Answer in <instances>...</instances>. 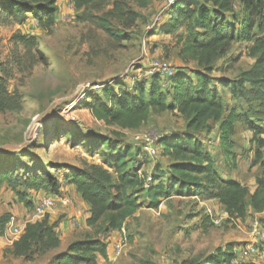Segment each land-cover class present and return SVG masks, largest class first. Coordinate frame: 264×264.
<instances>
[{
	"label": "rangeland",
	"instance_id": "obj_1",
	"mask_svg": "<svg viewBox=\"0 0 264 264\" xmlns=\"http://www.w3.org/2000/svg\"><path fill=\"white\" fill-rule=\"evenodd\" d=\"M10 1L0 0V171L9 169L19 175L50 174L61 183L60 187L39 190V194H34L32 205L44 195L69 196L72 205L60 202L45 217L47 224L58 227L56 232L59 226L68 231L67 240L60 241L56 248L42 249L36 245L27 255L14 256L8 249L11 245L1 238L0 264H54V257L71 241L88 236L107 244L106 256L98 257V264H207L218 249L233 251V262H243L237 260L236 252L252 241L253 221L264 227V210L233 219L217 200L204 199L199 194H169L160 198L157 206L150 207L147 193L143 191L137 194L138 211L122 223L124 234L120 228L105 230L103 223L90 227L88 233L82 218L71 212L76 202L70 188L64 190L68 185L64 175L73 169H85L92 164L107 169L100 154L90 155L87 150L90 144L80 138L98 134L114 139L133 153L134 132L152 126L168 133H192L213 155L222 177L234 179L239 175L252 189L258 164L252 165L253 134L242 119L234 122L231 136L236 143L232 148L235 159L227 160L219 145V122L208 120L200 129L188 130L187 119L179 113L151 110L137 127L121 128L95 120L81 105L87 85L113 86L118 81L131 86L135 80H144L147 86L152 60L166 61L186 73L198 68L197 59L183 51L184 28L175 33L165 31L170 13L169 8L165 9L164 0H151L145 7L129 3L137 13L129 27L107 16L121 39L110 37L95 23L96 16L110 11L112 0L81 9L75 8L71 0H56L54 22L48 30L42 29L32 14L15 15L14 9L2 7ZM237 14L241 18L239 10ZM21 37L33 40L26 45ZM247 47V44L232 43L228 59H219L215 64L218 68L210 74L211 85L220 94L225 113L248 114L255 125L263 127L264 113L255 114L244 101L233 99L229 93L231 82L255 61L248 55ZM258 109L257 103H253V110ZM158 148L155 157L133 154L129 163L139 161L141 171L149 175L166 170L173 158L164 154L161 144ZM102 149L103 146L100 152ZM251 155L246 172L244 162ZM239 156L245 158L237 164ZM1 197L8 205L18 200L7 184L0 186V200ZM32 205L26 207L23 216L31 222L36 221ZM208 208L211 215L206 212ZM205 217L209 220L205 221Z\"/></svg>",
	"mask_w": 264,
	"mask_h": 264
},
{
	"label": "trees",
	"instance_id": "obj_2",
	"mask_svg": "<svg viewBox=\"0 0 264 264\" xmlns=\"http://www.w3.org/2000/svg\"><path fill=\"white\" fill-rule=\"evenodd\" d=\"M108 0H71L77 9L88 5H101ZM151 0H112V8L103 16H96L95 23L107 35L121 39L112 28L107 16L131 26L137 13L129 7L134 3L145 7ZM7 6L15 15L32 14L44 30L54 22L57 10L56 0H12ZM240 11L239 18L237 11ZM170 18L165 29L167 33L183 30V51L197 59L198 68L186 73L174 69L168 82L158 73L149 76L147 86L144 80H135L131 86L115 81L112 85L99 83V91L86 92L81 105L88 109L94 119L110 126L135 128L153 111L179 113L187 119V128L197 130L208 121L219 122V145L227 160H234L235 153L231 136L234 122L243 120L252 132L251 142L255 144L252 165L261 168L255 178L252 192L245 184L224 178L216 169L213 155L189 132H169L161 141L164 154L173 158L166 170L150 174L151 182L145 187L146 173L141 171L140 162H131L133 154L141 156L138 146L133 153L128 147H121L112 138L101 135H86L80 138L90 144V155L100 154V165H89L85 169H73L64 175L65 181L73 184L83 201L89 204L87 226L104 224V229L115 230L122 226L126 217L139 207L137 194L147 193L150 207H155L160 198L169 194L178 196L202 195L204 199H215L233 219H243L247 205L253 210L264 209V126L255 125L248 114L229 111L225 113L223 100L217 89L211 85V72L216 70L219 59H228L232 43L247 44L248 55L255 58L250 69L243 71L229 86V93L235 100L244 101L255 114L264 113V0H175L169 7ZM30 37H21L29 44ZM160 82L162 84H160ZM247 84V85H246ZM1 101V96H0ZM253 103L259 109L253 110ZM54 128V133H56ZM102 152H100V148ZM110 171H109V170ZM114 174V176L112 175ZM7 184L19 202L30 207L27 189H57L61 183L50 174L38 172L19 175L11 170L0 171V186ZM18 188H23L19 190ZM11 218L10 213L0 215V235ZM205 221L209 218L205 217ZM55 226L47 224L46 218L27 222L22 234L15 239L9 252L14 256L27 255L33 246L42 249L56 248L59 238ZM107 244L96 237H85L71 241L65 250L54 257V264H98V257H105ZM234 253L218 249L207 264H251L233 262Z\"/></svg>",
	"mask_w": 264,
	"mask_h": 264
},
{
	"label": "built area",
	"instance_id": "obj_3",
	"mask_svg": "<svg viewBox=\"0 0 264 264\" xmlns=\"http://www.w3.org/2000/svg\"><path fill=\"white\" fill-rule=\"evenodd\" d=\"M175 0H164L165 9H168ZM150 72L158 73L162 79H165L167 83L169 76L174 72V68L162 60H152L150 63ZM86 92L88 91H99L101 85H87ZM168 132H163L157 129L156 127H146L141 130L134 132L133 141L136 146L141 151V155L144 157L153 158L158 154L159 146L164 137ZM151 176L149 174L145 177V187H147L151 182ZM63 203L66 206L72 205V200L68 196H61V198H56V196L44 195L41 198L35 200L32 205V216L38 221L44 219L48 216L52 209L57 206L58 203ZM207 214L211 215V209H207ZM28 221H23L22 223L17 224L13 216H11L9 222L5 226L3 236L4 239L11 245L12 242L17 239L23 232L24 226ZM120 232L125 233L124 226L120 227ZM2 236V235H1ZM251 239L252 241L248 244L240 246V249L236 252L237 260L248 262L251 264H264V227L258 222L253 221L251 228ZM262 247V249H260Z\"/></svg>",
	"mask_w": 264,
	"mask_h": 264
},
{
	"label": "crops",
	"instance_id": "obj_4",
	"mask_svg": "<svg viewBox=\"0 0 264 264\" xmlns=\"http://www.w3.org/2000/svg\"><path fill=\"white\" fill-rule=\"evenodd\" d=\"M96 120V119H95ZM101 122V121H100ZM236 143H234V145H235ZM242 153V152H241ZM244 158H245V156H239L238 158H237V164L239 163V162H241V161H243L244 160ZM252 159V155L251 156H249V157H247V161H245L244 162V168H246V172H247V170L249 169V161ZM255 165H257V164H255ZM254 165V166H255ZM258 170H257V172L255 173V175H254V177H253V187H252V189H250L249 187V189H250V192H252L253 190H254V188H255V186H256V183H255V178H256V176L257 175H259V173H260V171H261V168L259 167V165H258ZM239 170V169H238ZM237 173H240V171H238ZM239 175H237V176H235L234 177V179H233V177H232V180H236V181H238V182H240V183H242V184H244L243 182H242V180L240 179V177H238ZM229 178V177H228ZM230 178H231V176H230ZM66 182V184L68 183V185H66V186H64V190H66L67 188H70V191H71V194L73 195V197H74V200H75V202H76V206L75 207H73L72 209H71V212L72 213H75L77 216H78V218H82V220L84 221V224H85V228H86V230H87V232L88 233H90V230H91V228H90V226H87L86 225V223H85V220L89 217V215H90V213H89V208H90V206H89V204L88 203H86L85 201H83L82 200V198H81V196H80V194L76 191V189H75V187H74V185L73 184H71V183H69L68 181H65ZM246 185V184H245ZM247 186V185H246ZM26 193H27V198L29 199V200H31L32 202H33V198H34V194H36V193H38L39 194V190L38 191H35V190H33V189H27L26 190ZM222 206V205H221ZM26 207L27 206H24L23 204H22V202H19L18 200H16V203H12V205H8L7 204V202H6V200H5V198L3 197H1V200H0V215L1 214H3V213H10L11 214V216H13L14 217V219H15V222L17 223V224H19V223H22L23 221H27L28 219L27 218H24L23 216H24V214H26L25 212V210H26ZM83 208V209H82ZM264 210V209H263ZM263 210H261V211H258V212H262ZM136 211H138V209L136 210ZM251 211H256V210H253L252 209V207H251V205H250V202H248V205H247V212H251ZM55 229V231H56V229H58V227L57 228H54ZM56 234H57V236H58V238H59V240L60 241H65V240H67V238H69L70 237V235H69V233H68V231H65L64 229H62V227L61 226H59V231L58 232H56ZM1 238H4V236L2 235V236H0V239Z\"/></svg>",
	"mask_w": 264,
	"mask_h": 264
}]
</instances>
